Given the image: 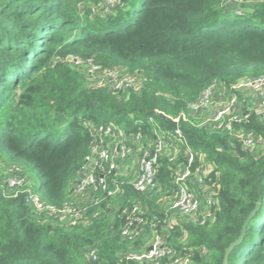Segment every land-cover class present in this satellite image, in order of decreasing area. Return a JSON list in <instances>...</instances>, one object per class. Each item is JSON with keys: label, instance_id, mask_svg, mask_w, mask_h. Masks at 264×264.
Instances as JSON below:
<instances>
[{"label": "trees", "instance_id": "obj_1", "mask_svg": "<svg viewBox=\"0 0 264 264\" xmlns=\"http://www.w3.org/2000/svg\"><path fill=\"white\" fill-rule=\"evenodd\" d=\"M85 1L0 0V149L37 172V191L53 205L67 198L70 179L89 153L82 121L137 130L135 120L155 117L171 128L158 113L178 116L213 82L231 86L264 76V0L243 15L229 11L226 0H121L127 9L113 20L78 27ZM63 54L93 57L105 67L126 65L147 82L140 94L120 101L107 90L89 89L66 64H53ZM250 126L264 139V124L254 117ZM180 128L219 173V203L212 221L176 227L171 242L177 246L186 235L192 264H223L259 206L228 264H264V149L234 148L226 135L193 123ZM109 224L103 219L70 231L40 224L23 197L6 198L0 188V264H127L117 254L128 245L119 240L118 225ZM95 246L100 259L92 262L82 251Z\"/></svg>", "mask_w": 264, "mask_h": 264}, {"label": "built area", "instance_id": "obj_2", "mask_svg": "<svg viewBox=\"0 0 264 264\" xmlns=\"http://www.w3.org/2000/svg\"><path fill=\"white\" fill-rule=\"evenodd\" d=\"M61 62L78 72L89 89L107 90L120 101L140 94L147 82L140 71L105 67L93 57L68 55ZM244 92H258L260 104L247 111L241 100ZM254 117L264 124V77L231 86L213 82L186 111L170 117L176 129L163 126L155 117L146 123L135 120L137 130L113 121H82L90 149L70 179L61 205L45 201L20 166L4 173L0 188L6 198L23 197L40 224L59 225L66 231L89 228L103 219L110 221V228L118 225L117 236L128 245L117 254L121 263L192 264L194 251L187 248L186 235L177 247L171 242L173 231L184 225L204 226L214 219L220 182L219 173L213 174L214 165L191 147L180 125L193 123L224 134L232 147L256 154L264 149V139L250 126ZM165 164L167 183L161 177ZM99 252L95 246L82 255L96 262Z\"/></svg>", "mask_w": 264, "mask_h": 264}, {"label": "rangeland", "instance_id": "obj_3", "mask_svg": "<svg viewBox=\"0 0 264 264\" xmlns=\"http://www.w3.org/2000/svg\"><path fill=\"white\" fill-rule=\"evenodd\" d=\"M229 7L231 5H237L233 10H238L240 15L253 11L254 8L261 5V0H226L225 2ZM126 6L121 0H86L80 5L79 21L77 26L87 24H95L103 26L105 22L113 20L117 14L121 11H125ZM67 57L66 54L59 55L54 58L53 64L62 63L61 61ZM116 67L127 68L126 65H117ZM264 77V76H261ZM121 125V124H119ZM207 162L208 159L206 158ZM15 166L23 168L26 175L32 179L36 186L41 184V178L37 172L31 168V166H25L19 162L13 161L5 151L0 149V181L4 177V173L10 171ZM180 222L181 219H178ZM182 224V223H181ZM172 243H174L172 241ZM90 247H87V249ZM92 248V247H91Z\"/></svg>", "mask_w": 264, "mask_h": 264}, {"label": "water", "instance_id": "obj_4", "mask_svg": "<svg viewBox=\"0 0 264 264\" xmlns=\"http://www.w3.org/2000/svg\"><path fill=\"white\" fill-rule=\"evenodd\" d=\"M236 6L237 5H231L229 7V11L234 9V8H236ZM158 116L163 120L164 123L168 124L169 126L173 127L174 129L177 128V124L169 116H167V115H165L163 113H159ZM58 118L60 120H63L65 118V116L64 115H60ZM259 208L260 207L257 206V208L251 213V215L247 219V221H246V223H245V225L243 227V231L241 233L240 238L237 241H235L234 243H232L228 249H226L223 264H228V258H229V254L231 253V251L235 247L240 246L242 244L244 236H245V232H246V227H247L248 223L250 222V220L258 213Z\"/></svg>", "mask_w": 264, "mask_h": 264}, {"label": "crops", "instance_id": "obj_5", "mask_svg": "<svg viewBox=\"0 0 264 264\" xmlns=\"http://www.w3.org/2000/svg\"><path fill=\"white\" fill-rule=\"evenodd\" d=\"M241 100L245 103L248 111L260 104V94L258 92H244L241 94Z\"/></svg>", "mask_w": 264, "mask_h": 264}]
</instances>
